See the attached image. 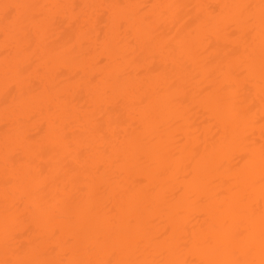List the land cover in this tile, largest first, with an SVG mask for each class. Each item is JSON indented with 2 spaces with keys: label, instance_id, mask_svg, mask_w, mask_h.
Masks as SVG:
<instances>
[{
  "label": "bare ground",
  "instance_id": "1",
  "mask_svg": "<svg viewBox=\"0 0 264 264\" xmlns=\"http://www.w3.org/2000/svg\"><path fill=\"white\" fill-rule=\"evenodd\" d=\"M4 261L264 264L262 0H0Z\"/></svg>",
  "mask_w": 264,
  "mask_h": 264
},
{
  "label": "snow or ice",
  "instance_id": "2",
  "mask_svg": "<svg viewBox=\"0 0 264 264\" xmlns=\"http://www.w3.org/2000/svg\"><path fill=\"white\" fill-rule=\"evenodd\" d=\"M4 7L6 9V18L10 19L12 17V13L15 11L17 6L4 5ZM262 7H264V0H262ZM31 139H32L31 137L28 138V140H31ZM29 147L34 153V156L29 161V163H35L37 159L41 158L44 155V153L36 145L30 144ZM0 264H23V262L4 261V262H0Z\"/></svg>",
  "mask_w": 264,
  "mask_h": 264
}]
</instances>
